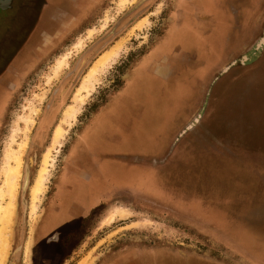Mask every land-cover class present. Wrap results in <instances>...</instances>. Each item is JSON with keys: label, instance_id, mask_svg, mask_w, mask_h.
<instances>
[{"label": "rangeland", "instance_id": "374dc122", "mask_svg": "<svg viewBox=\"0 0 264 264\" xmlns=\"http://www.w3.org/2000/svg\"><path fill=\"white\" fill-rule=\"evenodd\" d=\"M118 1L70 0L67 6L66 0H7V9L0 10V76L32 39L15 77L0 83L6 91L0 92V184L16 123L29 115L30 108L39 109L21 158L5 264H79L88 257L90 264H264V170L254 169L244 159L233 160L232 167L225 161V166L213 170L209 163L207 173L200 171L205 169L200 165L199 171L195 166L190 171L169 170L178 154L192 159L204 148L211 155L243 150L254 164L257 156L264 155V45L253 62L233 66L221 75L263 36L264 0H223V5L220 0L214 4L221 11L201 9L196 0H136L124 7ZM215 11L224 30L212 35ZM185 15L191 28L196 17L198 22H211L200 25L209 41L204 61L196 51L178 50V64L190 73L188 84L191 89L196 85L192 110L181 125L171 126L168 113L177 117L183 114L178 106H184L181 94L168 91L172 86L152 82L141 95L129 91L142 107L139 133L131 131L125 137L122 154H111L114 162L118 159L128 165L110 166L112 196L73 222L65 213L47 231L46 222L55 210L51 201L56 183L77 133L98 115L103 117L124 88L138 85V78L146 79L143 71L159 79L154 68L164 54L157 50L158 44L169 39L174 21ZM42 18H46L45 27L40 25ZM141 22L145 23L138 28ZM81 42L83 49L76 50ZM118 42L122 43L118 57L96 76V87L71 126L61 125L65 138L52 150L54 130L88 69ZM66 54L67 66L48 81L56 60ZM195 54L197 60L188 62ZM206 93L207 106L199 122L176 141L186 123L199 114ZM22 138L19 134L16 141ZM49 149L53 168L49 167V180L33 220L30 188ZM119 169L123 172L116 176ZM110 213L113 220L106 223ZM62 222L68 226L62 227Z\"/></svg>", "mask_w": 264, "mask_h": 264}, {"label": "crops", "instance_id": "0c3cea01", "mask_svg": "<svg viewBox=\"0 0 264 264\" xmlns=\"http://www.w3.org/2000/svg\"><path fill=\"white\" fill-rule=\"evenodd\" d=\"M69 1L70 0H66L65 5L68 6ZM60 4L64 5L63 3ZM46 24V18H42L40 25L45 27ZM30 41V43H26L24 50L14 58L11 68L6 70L4 74L2 73L3 75L0 76V83L8 77L14 76L18 65L24 64L27 59L25 51L29 48V45H32V39ZM2 58H4V56ZM1 65L2 64L0 62V67ZM142 77H147L144 71ZM151 83L152 82H150V84ZM134 87L138 89V91H132V88ZM139 87L140 85L131 86L130 84L126 87L128 92L127 90L123 91L125 89L124 88L118 98L115 99L116 102L112 104V107L108 106V108H110H107V111L104 110L106 113L103 117L99 118L98 115L77 133L74 141L68 149L62 173L56 183V192L53 196V200L51 201V208L55 210L50 212V217L53 215H61V213H67V215L71 218L70 220L73 222L77 216L81 217L87 215L93 207L97 205V203L102 200H107L112 196L111 179L113 175L111 173L112 170L110 166H123L125 165V162L119 161L118 159L114 162L111 154H122L121 151L124 148L123 144L125 137H127L131 131H133L134 134L137 132L139 133L137 125L142 107L139 105V100L135 99L133 95H130L129 93V91H131L136 92L138 95L143 94L145 92V88ZM1 91L3 94L6 92L0 84V92ZM129 97H131L130 100H128ZM103 109H101L102 112ZM111 109H115V111L109 115ZM187 113L188 112L185 114ZM178 128L179 126L176 129ZM203 150L204 153H200L192 159L187 154H178L174 160H171L172 165L169 166V170L174 169L182 171L183 168H185L187 171H190L188 168L191 167L192 169L195 166V171H199L198 169L200 165L201 168H205L204 170L200 169V171H203L202 173H207L209 170V163L210 169H221L225 166V161L226 166L232 167V161L235 159H244L243 161L250 163L254 169L264 170V155L257 156L255 158L257 164H254L250 160L246 159L248 156H246L243 150H239L240 152L237 153H223L217 151L218 153L216 152L212 155L209 153L208 148H204ZM83 160L87 162L85 166H83ZM221 162H223V164ZM187 163L190 165H187ZM213 165H216L217 168H214ZM125 166L128 165L126 164ZM108 169L110 171H108ZM122 170L119 169L117 173L114 174L117 176L120 172H123ZM164 170L169 171L167 169ZM164 170L160 169L159 171ZM78 175L79 178H82L79 183L76 177ZM191 184V182L186 183L188 186ZM62 198L70 199L65 202L61 200ZM241 204L250 205L251 203ZM192 217L193 219H196L193 214ZM67 224L68 223L62 222V227L68 226ZM199 224L203 227H207V225H205L201 220L199 221ZM225 238V241L232 243L227 237Z\"/></svg>", "mask_w": 264, "mask_h": 264}, {"label": "bare ground", "instance_id": "6f19581e", "mask_svg": "<svg viewBox=\"0 0 264 264\" xmlns=\"http://www.w3.org/2000/svg\"><path fill=\"white\" fill-rule=\"evenodd\" d=\"M136 0H119L118 4L120 7H124L126 4L134 3ZM145 22H141L140 28ZM103 26V25H102ZM103 29V28H102ZM104 30V29H103ZM89 35L92 30H89ZM89 38V37H88ZM83 40V39H82ZM90 40V39H89ZM121 42L116 43L113 47H111L108 51L102 53V55L95 61V63L88 69L86 75L81 81L80 86L77 88L72 104L69 105L63 114V119L61 124L56 126L53 137H52V147L61 146L63 139L65 138V128H62V124H66L69 127L71 126L70 121L75 119L77 113H79L81 106L83 105L85 99L91 94L94 85L97 83L96 76L99 73H102L104 69L112 64L115 58L118 57ZM82 42L77 43L75 45L76 50H80L82 47ZM122 47V46H121ZM74 49V50H75ZM121 53V52H120ZM70 54V53H69ZM67 58L68 54L62 56L59 60H56V65L53 68V72L49 76V79H55L60 71L67 66ZM117 60V59H116ZM114 63V62H113ZM44 97V96H43ZM42 101V99H40ZM36 107L30 108V113L27 116H22L19 118L16 126L13 130L9 147L5 153V167L3 173V182L0 184V264H5L6 259L8 258L9 248H10V235H11V227L12 221L14 218V208H15V200L17 193L18 180L20 176V165L22 154L27 145L28 134L32 125L34 124V118L38 113ZM19 123L24 125V128L21 129L19 127ZM70 129V128H69ZM68 129V130H69ZM22 134L23 138L20 142L16 141L17 135ZM13 145H16V148H13ZM52 149V150H53ZM51 150H47V152L43 155V159L41 162V168L39 169L37 176H35L34 183L30 188V215L34 220L36 217L33 214L36 209V205L46 189V182L49 180V167L53 168V161L51 162ZM51 171V170H50ZM113 220V214L110 213L106 216L105 222L110 223ZM29 244L25 247V255L28 254ZM87 257V256H86ZM88 258H84L80 261L79 264H90L91 260Z\"/></svg>", "mask_w": 264, "mask_h": 264}, {"label": "flooded vegetation", "instance_id": "af4514ba", "mask_svg": "<svg viewBox=\"0 0 264 264\" xmlns=\"http://www.w3.org/2000/svg\"><path fill=\"white\" fill-rule=\"evenodd\" d=\"M196 5L201 8V9H206V10H210L213 9H218V10H222L220 9L219 5H215L214 3L216 2L217 4H219L220 0H196ZM223 0H221V3L223 5ZM222 8V6H221ZM224 9V8H223ZM212 10V11H213ZM187 12V11H186ZM215 20L213 21L214 23L211 24V22H205V21H200L198 22V18L196 17L195 19L198 20L196 21L194 19V25H196V27L193 25L192 28L190 27V23L187 22V20L185 19V17H187V15L184 16V18L182 17V19L180 18L179 20H175L173 23V27L170 29V37L169 39L165 40L164 42H161L160 44H158L157 50L161 51L164 56L162 57V60L160 62H157V66L154 69H157V74L156 76L159 79H155L154 76L151 74H147L146 79H140L138 78L137 80H139L140 82L138 83V85H140L139 88H145V91L147 89V85L146 84H150V82H154L155 84L157 83L159 86L162 85H166V86H172L171 89H168V91L172 90L173 94H181L180 96L183 97L184 99V106L179 105L178 108V113H183L178 115L177 117L173 116L174 114L168 113V121L169 124L172 125H181V123L185 120L186 118V112H189L190 110H192V105H191V99L193 96V93L195 92L193 90L194 87H196V85L193 86V88L191 89V84H188V80L190 79V73L188 74L187 69H182L181 64H178V60H177V55L179 53H181L180 51H182V53L186 52V51H196L197 55H198V59L200 58L201 60H205V56L207 55L206 49L208 47L209 41L207 39V37L204 36L203 33V29L201 28V24H211V32L213 35V32L215 31V35L218 33H222V31L224 30V28L221 29V27H223L224 23L222 22V20H220V13L215 11ZM185 13V12H184ZM252 13V12H250ZM193 16V15H192ZM264 32V31H263ZM216 41L219 42V40L216 39ZM214 45L215 42L213 43ZM180 50V51H178ZM188 53V52H187ZM189 54V53H188ZM205 55V56H204ZM194 59V61L197 60L196 58V54L193 58H190V60H188V62L191 63V61ZM181 68V69H180ZM183 70V71H182ZM191 72V70H190ZM222 72V71H221ZM140 75V73H139ZM198 77V76H196ZM198 79V78H197ZM199 79H202V77L200 76ZM198 79V80H199ZM182 81H185V88H181L180 89V84ZM178 83V84H177ZM183 92V93H182ZM209 93V90H208ZM208 93L205 94V99L202 102L200 107V111L198 113H200L201 111L203 112L207 106L206 103V98H208ZM203 95V94H202ZM205 106V107H204ZM174 107V106H173ZM171 107V109L173 108ZM174 110H176L174 108ZM172 112V110L170 111V113ZM177 112V111H176ZM208 113V110H206L205 112V116ZM203 116V118L205 117ZM197 115L194 117V119H192L189 123H186V125L184 126V128L182 129V131L180 132L178 138H176V141L179 140L180 138H182L184 136V133L187 131V129L189 128L188 126H190L194 120L196 119ZM167 118H164V120H166ZM200 124V123H199ZM86 161L83 160V166L86 165ZM78 183L80 182V180L82 178H79V175L76 176ZM64 196V195H63ZM70 198H62V201L67 202L66 200H68ZM67 214V213H66ZM65 213H61V215H53L51 217L50 220H47L46 225L48 231L50 230V227H52V225L56 222L60 221V218H64V216H66ZM68 216V215H67ZM67 218V217H66ZM51 225V226H49Z\"/></svg>", "mask_w": 264, "mask_h": 264}, {"label": "water", "instance_id": "95a60500", "mask_svg": "<svg viewBox=\"0 0 264 264\" xmlns=\"http://www.w3.org/2000/svg\"><path fill=\"white\" fill-rule=\"evenodd\" d=\"M6 9H7V0H6L5 6L0 7V10L4 11ZM263 45H264V33H263V36L260 38V40L256 43V45L250 51H248L247 53L242 55L239 59H237L234 62H232L231 64H229L225 69L222 70L221 75L226 73L233 66H236L238 64L245 65V64H248L250 62H253L255 59H257L259 57V54H260V51H261ZM202 114H203V112L201 111L197 115L194 122L190 126H188L189 127L188 129L192 128L193 126H195L199 122Z\"/></svg>", "mask_w": 264, "mask_h": 264}, {"label": "snow or ice", "instance_id": "6c2138e0", "mask_svg": "<svg viewBox=\"0 0 264 264\" xmlns=\"http://www.w3.org/2000/svg\"><path fill=\"white\" fill-rule=\"evenodd\" d=\"M6 0H0V7L5 6Z\"/></svg>", "mask_w": 264, "mask_h": 264}, {"label": "trees", "instance_id": "16d2710c", "mask_svg": "<svg viewBox=\"0 0 264 264\" xmlns=\"http://www.w3.org/2000/svg\"><path fill=\"white\" fill-rule=\"evenodd\" d=\"M51 228H52V227H51ZM51 228H50V229H51ZM47 231H48V230H47Z\"/></svg>", "mask_w": 264, "mask_h": 264}]
</instances>
